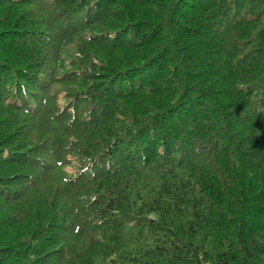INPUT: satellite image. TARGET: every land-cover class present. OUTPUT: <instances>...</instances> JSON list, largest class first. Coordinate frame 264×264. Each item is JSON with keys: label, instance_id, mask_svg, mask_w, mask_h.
<instances>
[{"label": "trees", "instance_id": "obj_1", "mask_svg": "<svg viewBox=\"0 0 264 264\" xmlns=\"http://www.w3.org/2000/svg\"><path fill=\"white\" fill-rule=\"evenodd\" d=\"M0 264H264V0H0Z\"/></svg>", "mask_w": 264, "mask_h": 264}]
</instances>
